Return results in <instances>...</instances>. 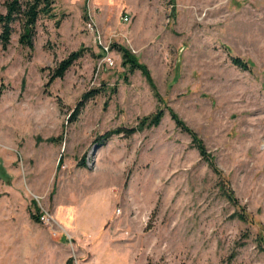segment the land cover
<instances>
[{
  "label": "rangeland",
  "instance_id": "rangeland-1",
  "mask_svg": "<svg viewBox=\"0 0 264 264\" xmlns=\"http://www.w3.org/2000/svg\"><path fill=\"white\" fill-rule=\"evenodd\" d=\"M53 14L30 47L15 25L0 48V264H264V0H55ZM157 109V127L98 139Z\"/></svg>",
  "mask_w": 264,
  "mask_h": 264
},
{
  "label": "trees",
  "instance_id": "trees-1",
  "mask_svg": "<svg viewBox=\"0 0 264 264\" xmlns=\"http://www.w3.org/2000/svg\"><path fill=\"white\" fill-rule=\"evenodd\" d=\"M54 2L55 0H3V13H0V48L4 50L8 46L10 36L13 33L15 25L19 26L23 30V32L18 38V44L24 47H30V37L36 23L42 19L51 20L54 18ZM27 32H29V35H27ZM111 48L116 49L121 59V65L123 67H126L128 69V72H140V74L145 78L146 82L150 86L151 91L154 93V96L156 97L154 85L151 82L146 68L143 65L137 63L136 59L129 53L128 50L117 45H112ZM81 56V50H77L75 52L70 53L54 68L53 73L51 75V80L61 78L66 72V70ZM230 62L233 66L241 70L249 69L248 65L238 58L231 57ZM97 93V90H91L85 93L81 99L86 101ZM166 111L169 115V118L173 122L175 128H177L180 132L188 136L190 146L197 150L199 157L203 161H205L207 167L218 176V182L222 195L226 198L227 201L231 202L232 204H236V200L233 196L232 190L227 185V182L224 177L220 175V171L216 168L213 162V158L206 152L202 141L198 139L197 135L194 132L185 127L184 124L176 117V115L173 114V112H171L170 110ZM163 114L164 111L162 109H157L154 113L139 119L134 127L116 128L112 131L105 132L103 135L99 136L98 139L106 140L114 135H122L125 137H129L133 133H139L143 130L157 127ZM30 203L33 206L34 210L37 211L38 208L35 200L31 199ZM234 216H236L239 220L243 222L251 221L248 220L246 213L243 211H236ZM30 217L33 218L35 221H39V215L31 214ZM253 241L256 249L260 253H262L264 257V234L262 232H257L253 237ZM234 256L235 252H231L227 256V261L231 260ZM64 264H72L71 257H68L65 260Z\"/></svg>",
  "mask_w": 264,
  "mask_h": 264
},
{
  "label": "built area",
  "instance_id": "built-area-1",
  "mask_svg": "<svg viewBox=\"0 0 264 264\" xmlns=\"http://www.w3.org/2000/svg\"><path fill=\"white\" fill-rule=\"evenodd\" d=\"M122 21H123V22H126V21H127V17H123ZM92 27H93V26L91 25V23H87V24H86V28H87L89 31H91V32H92V30H93ZM97 40L99 41V37H97ZM101 51H102V54L104 55V57L102 58V62H103L105 65L111 67V66H112V61H111V59L108 57V47H107V46H102V47H101Z\"/></svg>",
  "mask_w": 264,
  "mask_h": 264
},
{
  "label": "crops",
  "instance_id": "crops-1",
  "mask_svg": "<svg viewBox=\"0 0 264 264\" xmlns=\"http://www.w3.org/2000/svg\"><path fill=\"white\" fill-rule=\"evenodd\" d=\"M123 264H126L125 262H123Z\"/></svg>",
  "mask_w": 264,
  "mask_h": 264
}]
</instances>
